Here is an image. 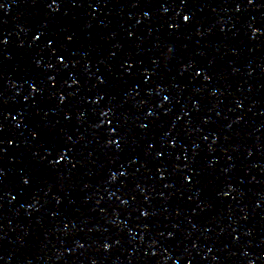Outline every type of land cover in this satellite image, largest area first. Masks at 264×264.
<instances>
[{
    "label": "water",
    "instance_id": "1",
    "mask_svg": "<svg viewBox=\"0 0 264 264\" xmlns=\"http://www.w3.org/2000/svg\"><path fill=\"white\" fill-rule=\"evenodd\" d=\"M0 264H264V0H0Z\"/></svg>",
    "mask_w": 264,
    "mask_h": 264
},
{
    "label": "snow or ice",
    "instance_id": "2",
    "mask_svg": "<svg viewBox=\"0 0 264 264\" xmlns=\"http://www.w3.org/2000/svg\"><path fill=\"white\" fill-rule=\"evenodd\" d=\"M187 19V18H186Z\"/></svg>",
    "mask_w": 264,
    "mask_h": 264
}]
</instances>
